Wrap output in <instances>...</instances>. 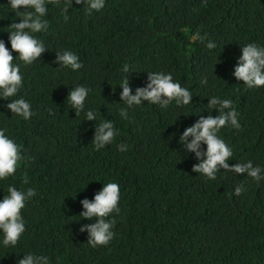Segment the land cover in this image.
Here are the masks:
<instances>
[{"label": "trees", "instance_id": "16d2710c", "mask_svg": "<svg viewBox=\"0 0 264 264\" xmlns=\"http://www.w3.org/2000/svg\"><path fill=\"white\" fill-rule=\"evenodd\" d=\"M48 8V32L37 34L48 51L21 66V95L35 115L24 121L0 106V127L24 156L15 175L0 181V199L9 185L37 190L22 210L26 232L17 247L0 246V264H18L30 251L51 257V264H264V180L221 169L208 181L192 171L194 154L186 155L173 136L200 114H218L207 112L206 97L229 98L242 126L219 133L234 152L229 164L264 167V88L245 90L232 75L242 46L264 45V0H106L92 15L74 4L66 23L61 8ZM11 11L0 0V39L9 49L7 31L19 22ZM197 32L216 49L193 40ZM65 50L80 57L81 70L58 67L56 53ZM125 64L133 70V94L147 72L163 71L192 91L193 104L168 110L146 104L122 119ZM78 85L92 89L87 106L98 112L96 123L111 120L119 130L101 151L92 143L94 122L76 117L67 103ZM120 143L128 150L118 151ZM108 182L120 186L116 237L92 248L80 227L93 221L81 220L80 201L94 199ZM240 184L246 190L236 196Z\"/></svg>", "mask_w": 264, "mask_h": 264}, {"label": "clouds", "instance_id": "9594fccd", "mask_svg": "<svg viewBox=\"0 0 264 264\" xmlns=\"http://www.w3.org/2000/svg\"><path fill=\"white\" fill-rule=\"evenodd\" d=\"M75 5H82L86 15L101 12L106 0H8L11 12L19 17V22H13L9 26L11 48L0 39V100L8 101L6 105H0L10 110L12 115L29 121L35 113L31 103L21 95L24 88V76L21 66L28 67L41 60L42 53L48 51L43 40L37 37L38 33H47L49 21L45 19L49 12V5L61 8L64 22H68L70 9ZM23 9V10H21ZM193 40L205 43L208 50H214L217 44L208 40L206 36L197 32ZM13 53L18 55L13 57ZM19 61V63L14 61ZM55 62L59 68H66L72 72H78L84 67L80 57L70 50L56 53ZM133 71L131 65L125 64L123 72L126 74L119 82L120 101L123 105L119 108V115L124 120H131L130 111L142 108L146 104L158 106L168 110L170 105L184 108L193 104V93L187 87L174 79L171 73L163 71L147 72V80L144 86L133 88L130 85L129 72ZM232 75L237 81H243L245 90L258 91L264 88V45L251 42L241 47V54L236 60ZM202 84L207 85V79ZM92 89L85 85L72 88L67 95V103L70 109L79 117L84 114L85 121L94 122L95 135L92 141L94 149L101 151L113 144L119 136V130L111 120L102 119L97 124L98 112L89 108L88 101ZM207 109L217 115H198L195 123L181 131L177 129L173 136H178L177 143L186 154H194L197 163L192 171L200 174L208 181H215L217 174L228 171L235 174H246L256 183L264 180V167L254 166L252 161L229 164L232 160L233 149L219 135L225 127L236 130L241 129L239 113L233 106V101L220 96H209ZM49 109V115H53ZM118 151L125 152L128 145L120 143ZM24 159L21 146L8 134L5 127H0V181L13 177ZM28 181L25 180L24 183ZM243 184L238 185L234 194L240 196L245 191ZM37 195L34 187L20 190L14 185H9L7 195L0 199V246L15 248L18 246L22 235L26 232V222L22 214L27 204ZM120 186L116 182H108L94 195V199L87 198L80 201L83 211L79 214L82 219L93 221L82 224L80 231L88 233L87 244L92 248L107 247L116 237L115 216L120 214ZM115 214V215H114ZM18 264H51V257L36 252H27Z\"/></svg>", "mask_w": 264, "mask_h": 264}]
</instances>
